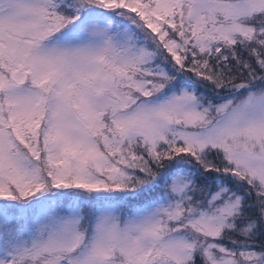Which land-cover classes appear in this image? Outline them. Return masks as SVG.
<instances>
[{
	"label": "snow or ice",
	"instance_id": "6c2138e0",
	"mask_svg": "<svg viewBox=\"0 0 264 264\" xmlns=\"http://www.w3.org/2000/svg\"><path fill=\"white\" fill-rule=\"evenodd\" d=\"M0 264H264V0H0Z\"/></svg>",
	"mask_w": 264,
	"mask_h": 264
}]
</instances>
